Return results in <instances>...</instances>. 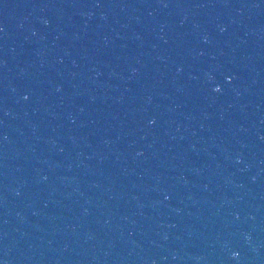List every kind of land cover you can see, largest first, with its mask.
I'll use <instances>...</instances> for the list:
<instances>
[{"label":"water","instance_id":"1","mask_svg":"<svg viewBox=\"0 0 264 264\" xmlns=\"http://www.w3.org/2000/svg\"><path fill=\"white\" fill-rule=\"evenodd\" d=\"M0 264H264V0H0Z\"/></svg>","mask_w":264,"mask_h":264}]
</instances>
